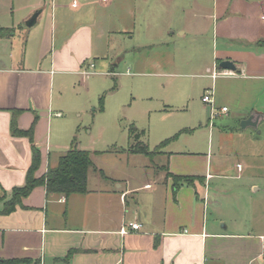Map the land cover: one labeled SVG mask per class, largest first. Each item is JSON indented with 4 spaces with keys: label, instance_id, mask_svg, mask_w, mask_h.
Wrapping results in <instances>:
<instances>
[{
    "label": "crops",
    "instance_id": "0c3cea01",
    "mask_svg": "<svg viewBox=\"0 0 264 264\" xmlns=\"http://www.w3.org/2000/svg\"><path fill=\"white\" fill-rule=\"evenodd\" d=\"M177 5L180 13H168L163 24L155 22L147 7L139 26L137 0H0V211L12 189L24 184L31 163L29 139L10 132L13 111H19L21 129L37 117L33 145L40 152L38 177L56 166L76 139L75 126L62 118L66 107L53 100L56 80L92 74L91 58H101L109 68L105 61L111 51L129 53L130 64L140 69L151 66L154 55L146 50L135 56L136 50L194 39L203 48L210 38L211 57L197 58L204 71L200 75L213 84V68L221 71L219 62L231 60L235 69L219 75L227 80V96L248 95L250 101L239 104L249 108L248 115L264 120V0H177ZM35 13L34 23L27 25ZM213 98L216 105L214 93ZM257 103L261 111L250 108ZM220 131L230 142L226 155L202 152L191 161L170 151L166 164L156 165L152 173L123 172L124 179L100 170L92 182L88 171L86 191L67 196L34 186L13 211L0 213V260L264 264V138L229 125ZM92 168L99 169L95 164ZM170 174L197 178L175 188ZM210 197L212 209L207 206ZM131 221L141 227L128 229ZM123 227L128 231L122 232Z\"/></svg>",
    "mask_w": 264,
    "mask_h": 264
},
{
    "label": "rangeland",
    "instance_id": "374dc122",
    "mask_svg": "<svg viewBox=\"0 0 264 264\" xmlns=\"http://www.w3.org/2000/svg\"><path fill=\"white\" fill-rule=\"evenodd\" d=\"M137 5L139 26L141 11L147 7L156 16L155 22L161 24L167 20L168 13L176 16L180 13L177 0H137ZM209 40L206 39L203 48L194 39L168 47L136 50L135 56H142L146 50H152L154 55L153 64L140 69L135 63L130 64L129 53L111 51L105 61L109 68L102 66L101 58H91L90 61L95 62L92 74L56 80L53 100L66 107L63 120L75 126L78 145L95 151L91 158L99 169L96 172L89 168L92 182L100 170L106 176L116 175L122 179L123 172L133 176L145 175L146 171L152 173L156 165L166 164V153L170 151L186 154L191 161L202 152L226 155L230 142L220 131L226 125L238 127L248 136L264 138V120H259L256 127H240L241 116L248 115L249 108L239 103L247 104L248 95L229 98L225 77L217 76L213 85L209 77L200 75L204 71L197 58L211 57ZM111 68L113 72L108 73ZM212 85L216 106L220 108L226 104L230 112L210 119L209 106L202 97ZM58 88L61 93L56 91ZM236 104L239 108L235 110ZM258 104L261 105L252 104L250 108L261 111ZM132 133H139V142L145 143L154 153H128L129 145L136 143ZM220 138L221 150L218 149ZM212 182L225 185L231 181L214 179ZM219 196L224 211V193ZM207 206L208 209L214 206L211 197Z\"/></svg>",
    "mask_w": 264,
    "mask_h": 264
},
{
    "label": "trees",
    "instance_id": "16d2710c",
    "mask_svg": "<svg viewBox=\"0 0 264 264\" xmlns=\"http://www.w3.org/2000/svg\"><path fill=\"white\" fill-rule=\"evenodd\" d=\"M18 113V110H14L12 113L10 132L14 136H24L29 139L31 142V163L27 169L24 184L12 189L11 198L6 201L0 213L5 214L13 211L15 206L20 203L21 198L26 196L37 185H44L47 193H59L65 196L71 193L85 192L88 170L94 167L91 151L77 147L76 139L74 138L69 148L59 157L56 166L49 167L45 173L38 177L35 176L34 173L40 162L39 149L33 145V129L37 117L35 116L29 128L21 129L17 126L16 121ZM132 135L136 143L129 145L128 151L145 155L154 153L145 143L139 142V133H132ZM170 175L173 177L175 188L182 184L190 185L194 178H197L194 176ZM19 261L18 259L0 260V264H15Z\"/></svg>",
    "mask_w": 264,
    "mask_h": 264
},
{
    "label": "built area",
    "instance_id": "2783aa9c",
    "mask_svg": "<svg viewBox=\"0 0 264 264\" xmlns=\"http://www.w3.org/2000/svg\"><path fill=\"white\" fill-rule=\"evenodd\" d=\"M230 71L229 70H221L218 71L216 70V68H213V71L211 73V78L215 79L217 76L219 75H227L229 74ZM213 87L205 90L204 94H203V101L209 106V114H210V119H213L216 114L220 111V112H226L227 111V107L226 106H221L220 108L216 107L215 102H214V98H213ZM148 186V185H146ZM141 227V225L137 222H129L128 223V229L130 230H138ZM128 229L126 228H122V232H126L128 231ZM264 239V237H262Z\"/></svg>",
    "mask_w": 264,
    "mask_h": 264
},
{
    "label": "water",
    "instance_id": "95a60500",
    "mask_svg": "<svg viewBox=\"0 0 264 264\" xmlns=\"http://www.w3.org/2000/svg\"><path fill=\"white\" fill-rule=\"evenodd\" d=\"M36 18V13L31 16V18L26 22L27 25H31L34 23ZM219 67L223 70H230L233 71L235 69V65L231 60L224 59L219 62ZM258 118H254V114L249 115L247 118L241 120L240 127L242 129L253 126L256 127L258 125Z\"/></svg>",
    "mask_w": 264,
    "mask_h": 264
}]
</instances>
